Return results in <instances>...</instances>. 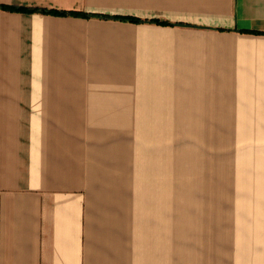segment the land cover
Segmentation results:
<instances>
[{
  "label": "crops",
  "instance_id": "obj_1",
  "mask_svg": "<svg viewBox=\"0 0 264 264\" xmlns=\"http://www.w3.org/2000/svg\"><path fill=\"white\" fill-rule=\"evenodd\" d=\"M0 264H264V0H0Z\"/></svg>",
  "mask_w": 264,
  "mask_h": 264
},
{
  "label": "trees",
  "instance_id": "obj_2",
  "mask_svg": "<svg viewBox=\"0 0 264 264\" xmlns=\"http://www.w3.org/2000/svg\"><path fill=\"white\" fill-rule=\"evenodd\" d=\"M16 9L24 10V11H42V12H50L54 14H72V15H84L87 16L88 14L84 12H79V11H66V10H46V9H40L36 7H17ZM104 17H107V15H103ZM117 18L121 19H127L130 21H143L145 19L137 17V16H132V15H122V16H116ZM150 21H154L156 23H161V24H172L171 22L165 21V20H160V19H149Z\"/></svg>",
  "mask_w": 264,
  "mask_h": 264
},
{
  "label": "rangeland",
  "instance_id": "obj_3",
  "mask_svg": "<svg viewBox=\"0 0 264 264\" xmlns=\"http://www.w3.org/2000/svg\"><path fill=\"white\" fill-rule=\"evenodd\" d=\"M154 170L156 171V167L154 168ZM188 186H191L190 185V182H189V185ZM192 186H197V182H196V185L195 184H192ZM198 186H204V187H207V186L208 187H211L212 186L211 172L210 171L209 172H202L201 173L200 180H199V185Z\"/></svg>",
  "mask_w": 264,
  "mask_h": 264
}]
</instances>
